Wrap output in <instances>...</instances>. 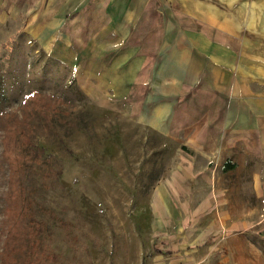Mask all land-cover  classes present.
Listing matches in <instances>:
<instances>
[{
	"label": "rangeland",
	"instance_id": "obj_1",
	"mask_svg": "<svg viewBox=\"0 0 264 264\" xmlns=\"http://www.w3.org/2000/svg\"><path fill=\"white\" fill-rule=\"evenodd\" d=\"M36 5L0 0V264H264L254 162H209L220 176L214 213L154 212L159 180L183 174L194 152L144 129L127 103L84 92L29 32Z\"/></svg>",
	"mask_w": 264,
	"mask_h": 264
},
{
	"label": "crops",
	"instance_id": "obj_2",
	"mask_svg": "<svg viewBox=\"0 0 264 264\" xmlns=\"http://www.w3.org/2000/svg\"><path fill=\"white\" fill-rule=\"evenodd\" d=\"M37 4L29 32L75 71L84 92L114 106L127 103L144 129L194 152L181 163L183 174L179 167L159 180L154 212L214 213L210 184L219 186L220 176L210 161L226 167L253 161L252 192L263 196L264 0ZM185 181L193 184L182 187ZM230 191H216L221 213L228 212Z\"/></svg>",
	"mask_w": 264,
	"mask_h": 264
},
{
	"label": "trees",
	"instance_id": "obj_3",
	"mask_svg": "<svg viewBox=\"0 0 264 264\" xmlns=\"http://www.w3.org/2000/svg\"><path fill=\"white\" fill-rule=\"evenodd\" d=\"M27 141H29L28 138H27ZM16 147H17V145L14 144L12 149L15 151ZM29 150H31V148ZM23 151H25V150H23ZM29 153H32V155H34L36 157H39V156H41L43 154V149L41 147H38V148L33 147V149ZM224 167H226V165H224ZM233 167H234V163H232L229 167H226V168H233Z\"/></svg>",
	"mask_w": 264,
	"mask_h": 264
}]
</instances>
